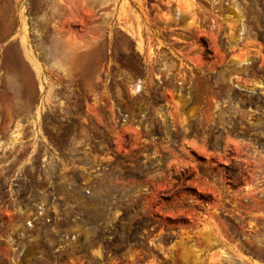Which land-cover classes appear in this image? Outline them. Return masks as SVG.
Returning a JSON list of instances; mask_svg holds the SVG:
<instances>
[{"label":"rangeland","instance_id":"1","mask_svg":"<svg viewBox=\"0 0 264 264\" xmlns=\"http://www.w3.org/2000/svg\"><path fill=\"white\" fill-rule=\"evenodd\" d=\"M0 264H264V0H0Z\"/></svg>","mask_w":264,"mask_h":264}]
</instances>
